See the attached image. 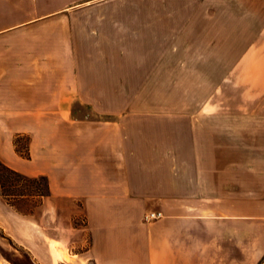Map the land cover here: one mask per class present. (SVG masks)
<instances>
[{"label":"rangeland","instance_id":"obj_1","mask_svg":"<svg viewBox=\"0 0 264 264\" xmlns=\"http://www.w3.org/2000/svg\"><path fill=\"white\" fill-rule=\"evenodd\" d=\"M87 1L29 0L13 7L34 17L60 10L36 27L54 30L55 34L45 36L44 46L51 47L56 58H73L71 44L75 43L76 66L82 70L81 80L77 74L76 82L83 99L75 101L72 114L39 115L33 130L13 132L10 149L15 154L8 146L9 132L3 131L1 150L13 166L0 159L15 169L35 170L30 174L18 169L26 175H47L51 193L43 198L16 197L9 201L0 184V264H103L101 254L111 241L101 232L107 216L112 220L122 211L124 218H137L140 241L145 229L153 228L164 216L162 200L167 181L178 183L183 172L190 175L212 167L226 170L229 155L242 158L250 149L249 140L261 138L264 116L259 113L264 106V83L158 81L168 76H149L131 68L155 64L159 70L181 62L179 51H167L164 57V30H155V40L150 37L152 30H91L102 29L115 13L127 18L135 12L146 20L155 12L157 19H163L166 12L178 13L195 3ZM0 21L14 24L23 20ZM172 39L179 48V30L172 31ZM100 64L111 68L100 73L107 82L93 79L97 75L94 68ZM115 64L123 69L116 73ZM174 77L190 78L180 74ZM121 78L124 81H116ZM17 134L21 136L15 145ZM213 142L217 145L212 146ZM252 150L254 153L260 148ZM200 155L209 156L208 163L197 162ZM215 155H219V162L211 163ZM53 166L59 168L54 189L50 174L44 172L52 173ZM62 176L66 178L62 180ZM116 176L124 185L132 180L137 186V203L116 208V195L104 194L107 185L119 190L120 184L110 181ZM15 183L29 184L24 180ZM64 188L71 190L70 194H63ZM153 211L162 215L147 217ZM117 228L119 233H111L112 256L120 247L117 242L127 240L126 227Z\"/></svg>","mask_w":264,"mask_h":264},{"label":"crops","instance_id":"obj_2","mask_svg":"<svg viewBox=\"0 0 264 264\" xmlns=\"http://www.w3.org/2000/svg\"><path fill=\"white\" fill-rule=\"evenodd\" d=\"M90 1L93 0L87 2ZM181 1L196 5L174 14L166 12L163 19H157L155 12L146 20L135 12H130L131 17L127 18L115 13L104 23V29L91 30H152L153 40L157 38L155 30H164V57L167 58V51H179L181 62L163 65L159 70L155 64L131 68L132 72H145L149 76L156 73L168 76L158 81L264 83V0ZM27 2L0 0V20H23L14 24L0 21V156L8 164L11 163L1 150L3 131L9 132L10 149L13 132L33 130L39 115L72 114L75 101L83 99L82 88L77 89V74L81 80L82 70L76 66L75 43L71 44L73 58H56L52 48L44 46L45 36L55 34L54 30L36 27L60 10L34 17L13 8ZM173 30L180 31L179 48L173 44ZM113 67L116 73L123 69L118 64ZM94 69L97 73L94 81L107 82L100 73L111 68L100 64ZM179 74L190 78H172ZM260 109L259 115L264 116V106ZM260 132L261 138L249 140L250 149H246L242 158L236 154L227 157L226 170L212 167L190 175L183 172L178 183L167 181L162 200L164 216L153 228L145 229L140 241L137 240L141 224L137 218H124L122 211L115 212V219L107 216L101 232H106L113 242L111 233H119V226L126 227L123 231L127 240L117 242L120 247L116 246L114 256L108 241L101 254L102 263L264 264V128ZM215 145L213 142L212 146ZM252 147L260 150L253 153ZM218 156H211V163L219 162ZM196 161L208 163L209 156L200 155ZM58 169L53 166L52 173L43 170L50 174L53 189ZM22 171L35 173L34 169ZM110 181L120 184L119 190L114 191L109 185L104 190V194L116 195V208L125 209L137 203L140 191L132 180L127 185L122 179L119 182L117 176ZM61 191L70 194L71 190Z\"/></svg>","mask_w":264,"mask_h":264},{"label":"trees","instance_id":"obj_3","mask_svg":"<svg viewBox=\"0 0 264 264\" xmlns=\"http://www.w3.org/2000/svg\"><path fill=\"white\" fill-rule=\"evenodd\" d=\"M21 134H17L15 137V145L18 143V139ZM17 151L20 152L19 149ZM21 155L24 156L22 152ZM30 156V155H29ZM25 155L24 157L29 158ZM27 181L29 184H18L15 181ZM0 184L3 188L4 196L10 201L12 198L20 197H40L50 195L51 186L47 175L38 174L35 176H29L18 169H15L0 159Z\"/></svg>","mask_w":264,"mask_h":264},{"label":"built area","instance_id":"obj_4","mask_svg":"<svg viewBox=\"0 0 264 264\" xmlns=\"http://www.w3.org/2000/svg\"><path fill=\"white\" fill-rule=\"evenodd\" d=\"M161 215H162L161 212H155V211H153L147 217H149V218H156V217H160Z\"/></svg>","mask_w":264,"mask_h":264}]
</instances>
